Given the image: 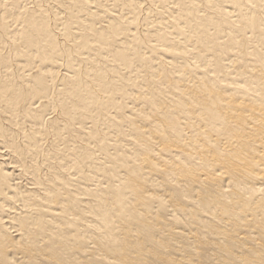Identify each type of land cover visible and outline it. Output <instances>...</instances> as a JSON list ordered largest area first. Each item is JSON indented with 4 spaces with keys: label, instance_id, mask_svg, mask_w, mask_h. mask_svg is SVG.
<instances>
[{
    "label": "bare ground",
    "instance_id": "1",
    "mask_svg": "<svg viewBox=\"0 0 264 264\" xmlns=\"http://www.w3.org/2000/svg\"><path fill=\"white\" fill-rule=\"evenodd\" d=\"M0 264H264V0H0Z\"/></svg>",
    "mask_w": 264,
    "mask_h": 264
},
{
    "label": "rangeland",
    "instance_id": "2",
    "mask_svg": "<svg viewBox=\"0 0 264 264\" xmlns=\"http://www.w3.org/2000/svg\"><path fill=\"white\" fill-rule=\"evenodd\" d=\"M24 183H27V181H23Z\"/></svg>",
    "mask_w": 264,
    "mask_h": 264
}]
</instances>
